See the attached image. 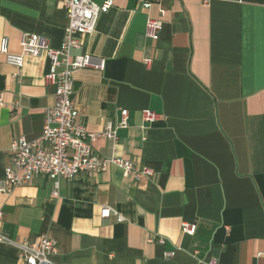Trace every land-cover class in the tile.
Here are the masks:
<instances>
[{
	"label": "crops",
	"instance_id": "obj_1",
	"mask_svg": "<svg viewBox=\"0 0 264 264\" xmlns=\"http://www.w3.org/2000/svg\"><path fill=\"white\" fill-rule=\"evenodd\" d=\"M67 1L0 0V46L7 37L18 54L24 34H39L60 49ZM162 11L154 41L147 21ZM80 41L72 56L105 66L74 75L78 123L99 132L129 111L117 143L99 139L94 152L154 174L126 177L112 165L62 178L57 195L45 176L0 193V234L10 240L0 264H19L17 244L41 235L58 241L55 264H264V0H162L150 10L114 0ZM51 70L45 55L27 56L18 79L0 51V180L13 140L43 133ZM145 109L160 119L144 121ZM105 206L125 221L103 218Z\"/></svg>",
	"mask_w": 264,
	"mask_h": 264
},
{
	"label": "built area",
	"instance_id": "obj_2",
	"mask_svg": "<svg viewBox=\"0 0 264 264\" xmlns=\"http://www.w3.org/2000/svg\"><path fill=\"white\" fill-rule=\"evenodd\" d=\"M162 0H138L140 7L150 10ZM114 0H105L97 4L95 0H68L66 10L68 26L65 39L60 49L52 48L50 41L39 34H24L20 43L21 52H9V39L3 38L0 51L6 55L7 62L16 69L15 77L21 78L27 56L45 55L51 62L52 70L45 76V82L55 88V104L44 110V126L42 135L29 141L25 136L13 140L10 146V164L0 180V193L10 194L14 188L32 183L37 177L45 176L53 180L58 194L59 182L62 178L72 180L78 174H99L109 166L119 167L126 177L135 174L152 176L150 168H139L133 160H125L119 156L102 157L94 152L93 144L99 139L117 143L118 132L127 128L129 111L122 109L119 121H107L99 132H92L78 123L79 112L75 103L76 89L74 75L78 70L96 68L103 70L105 64H97L91 55L72 56V50L81 46V37L96 31L102 14L113 6ZM162 11L161 19L149 17L146 36L154 41L159 40L164 27ZM5 106L4 95L0 94V110ZM146 122L154 123L160 115L149 109L142 111ZM112 214L122 223L125 218L116 210L105 206L101 216L109 218ZM1 219V214H0ZM196 225L185 224L183 233L194 235ZM10 240L0 234V242ZM152 241V240H151ZM163 242V240H161ZM21 250L19 264H55L50 257L58 251V241L47 235H41L33 242L17 244ZM174 254L167 253L170 258ZM200 264H218L217 261H200Z\"/></svg>",
	"mask_w": 264,
	"mask_h": 264
}]
</instances>
